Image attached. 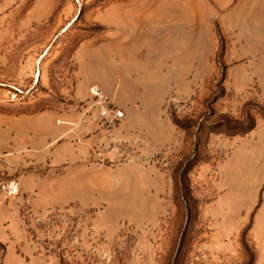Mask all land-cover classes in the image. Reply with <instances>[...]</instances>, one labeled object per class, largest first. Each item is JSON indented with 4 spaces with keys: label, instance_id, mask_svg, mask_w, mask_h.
Returning <instances> with one entry per match:
<instances>
[{
    "label": "rangeland",
    "instance_id": "374dc122",
    "mask_svg": "<svg viewBox=\"0 0 264 264\" xmlns=\"http://www.w3.org/2000/svg\"><path fill=\"white\" fill-rule=\"evenodd\" d=\"M258 18L255 0H0V131L46 111L82 113L104 134L125 117L147 128L142 144L100 143L87 204L33 213L0 191L39 255L0 251V264H264V53L236 36ZM163 27L189 46L153 43ZM92 87L118 123L98 118ZM14 163L0 153V185Z\"/></svg>",
    "mask_w": 264,
    "mask_h": 264
},
{
    "label": "crops",
    "instance_id": "0c3cea01",
    "mask_svg": "<svg viewBox=\"0 0 264 264\" xmlns=\"http://www.w3.org/2000/svg\"><path fill=\"white\" fill-rule=\"evenodd\" d=\"M215 4L220 16H229L225 10L228 4L217 1ZM204 5L208 10H212L211 1H206ZM256 9L259 18L255 21V35L236 36L247 43L245 51H249V43L252 42L255 48L259 47L255 49V53H264V0H255ZM169 16L171 18L166 20L176 23L177 26L180 22L179 14L172 13ZM205 20L210 21L211 18ZM180 38L183 39V44L187 42L189 46V33L178 35L173 31H166L163 27V32L158 33L152 41L158 45L159 41L164 40L174 45ZM194 43L193 36L192 45ZM156 56L158 58L157 54ZM157 62L156 59L155 63ZM194 62L183 68H195ZM174 63L171 58L168 64L175 68ZM80 83L82 79L76 84V93L80 91ZM139 130L140 133L136 134L135 131ZM139 130L130 129L125 117L115 128L104 134L95 121L82 113L72 116L46 111L13 120L4 130L2 128L0 133L5 132L7 136L0 140V153L6 162H18V166L7 168L12 171L18 169L14 180L19 188V197L26 203L29 211L41 213L63 208L71 203L87 204L92 201L100 189L95 150L101 142L113 149L135 140L142 144L147 128L142 126ZM109 154L112 155L113 151L102 152L104 158ZM22 223L20 209L0 205V251L4 262L13 257H39L29 247H22L23 236L19 232ZM19 246L21 251L17 252Z\"/></svg>",
    "mask_w": 264,
    "mask_h": 264
},
{
    "label": "built area",
    "instance_id": "2783aa9c",
    "mask_svg": "<svg viewBox=\"0 0 264 264\" xmlns=\"http://www.w3.org/2000/svg\"><path fill=\"white\" fill-rule=\"evenodd\" d=\"M91 93V106H98V118L100 120H104V123L115 124L118 123L122 117L123 114L117 109H112L107 106H104L105 97L101 93V91L97 87H92L90 89ZM15 97V94L13 93L11 95V99ZM98 159H101L102 154L97 153L96 154ZM0 191L2 192V195L5 198H11L18 194L19 189L17 186V183L14 181H6L0 185Z\"/></svg>",
    "mask_w": 264,
    "mask_h": 264
}]
</instances>
